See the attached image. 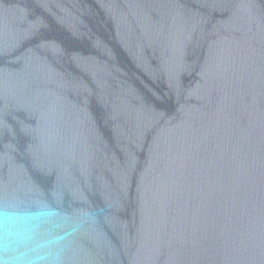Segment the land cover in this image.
<instances>
[{
	"label": "water",
	"instance_id": "1",
	"mask_svg": "<svg viewBox=\"0 0 264 264\" xmlns=\"http://www.w3.org/2000/svg\"><path fill=\"white\" fill-rule=\"evenodd\" d=\"M0 264H264V0H0Z\"/></svg>",
	"mask_w": 264,
	"mask_h": 264
}]
</instances>
